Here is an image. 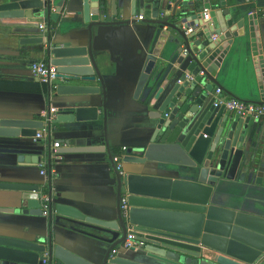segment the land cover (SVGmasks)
Returning a JSON list of instances; mask_svg holds the SVG:
<instances>
[{
	"label": "water",
	"instance_id": "water-1",
	"mask_svg": "<svg viewBox=\"0 0 264 264\" xmlns=\"http://www.w3.org/2000/svg\"><path fill=\"white\" fill-rule=\"evenodd\" d=\"M67 1L0 0V27L36 29L57 22ZM196 2L209 3L204 4L208 9L214 7L211 0ZM109 6L115 16L126 9L132 16L143 15L142 22L150 26L142 35L140 71L133 95L139 101L150 87L145 136L122 155L119 163L114 162L116 154L108 132L109 78L104 74L103 54L95 49L93 39L96 28L133 22L107 21ZM179 6L187 8L178 13ZM218 7L222 16L214 12L216 19L207 21L214 25L188 37L184 29L199 23L193 0H81L78 17L88 31L86 43H60L50 26L45 38L21 40L24 45H45L44 55L57 67L56 81L41 85L49 99L62 98L50 131L65 124L103 122L99 145L72 147L65 141L68 148L57 153H106L115 172L117 203L115 214L109 218L86 215L56 204L50 188V228L56 225L63 233H51L40 242L0 236V264H264V215L237 212L211 202L222 180L231 181L238 170L256 171L261 156V147L248 142L253 118L216 107L215 98L210 97L219 60L232 39L249 35L257 68L264 76V51H258V21H253L256 15L249 16V22L236 20L225 9V0H218ZM196 37L198 40L193 41ZM167 44L178 48L177 64L183 68L160 75L151 83ZM0 79L40 83L35 77ZM100 94V105H93L90 99H74ZM254 103L264 104V98ZM43 127L41 119L0 118V138H35ZM259 172L260 178L264 177V168ZM0 191L18 194L21 213L43 215L39 185L0 182ZM123 199L126 213L121 209ZM131 229L142 236L146 246L114 254ZM75 235L108 247L81 255Z\"/></svg>",
	"mask_w": 264,
	"mask_h": 264
},
{
	"label": "crops",
	"instance_id": "crops-1",
	"mask_svg": "<svg viewBox=\"0 0 264 264\" xmlns=\"http://www.w3.org/2000/svg\"><path fill=\"white\" fill-rule=\"evenodd\" d=\"M225 2V9L229 10L236 20L245 19L249 22V16L256 15L253 21H258V51L263 54L264 0H225ZM193 3L198 8L196 14L199 17L200 27L197 31L209 30L214 24L211 26L204 21L203 13L207 10L210 12V20L216 19L215 13L221 12L218 0H211V4L214 5L211 9L204 7V4L209 3L196 2V0H193ZM183 8L179 6L177 12H181ZM80 9L81 0H68L57 22L44 23L47 28L50 26L52 35L54 34L58 42H72L74 45L86 43L88 31L79 21ZM52 11H55L54 8ZM106 15L109 16L107 20L109 22L115 19L133 22L129 25L96 28L93 39L95 49L103 54L106 64L104 74L109 78L107 81L109 139L112 148L123 153L124 147L127 151L138 146L145 136V121L148 114L147 94L150 87L145 90L139 101H135L133 95L140 71L142 35L150 26L137 19L142 15L132 16L129 9L120 10L115 16L109 6ZM219 15L222 16L220 13ZM247 32H249L248 26ZM25 37L45 38L47 34L46 30L42 31L40 28L0 27V77H33L30 65L35 61L47 59L44 55L45 45L21 44V40ZM195 40L198 38L193 39ZM224 43L227 41L221 42L220 46ZM179 57L178 48L167 44L160 54V63L155 68L151 83L158 76H166L175 68L182 69L183 65L177 64ZM188 78H192L190 73ZM214 79L216 83H213L211 98L216 99L215 92L219 86L225 94L243 101L263 100L264 76L262 70L257 68L248 34L245 38H235L232 39V43L229 42L225 54L219 60ZM41 85L43 84L32 81L0 79V118L38 120L41 113L48 111L50 107L60 109L62 98L49 99L42 90H37V87L42 88ZM74 99H90L93 105L102 104L101 94ZM103 126L102 121L65 124L59 129L53 128L46 141L38 142L30 137L0 138V182L39 185L40 190L48 194L51 188L56 204H63L86 215L111 217L116 211L117 186L115 172L112 170L108 155L106 153L54 154L52 148L56 141L61 143V148L57 150L61 152L68 148L65 141H69L72 147L97 146L99 145L97 138L104 135ZM252 141L261 147L258 169L246 173L238 170L231 181L222 180L215 187L211 202L237 212L263 216L264 177L260 178L259 169L264 168L262 161L264 118L253 119L248 138L249 143ZM41 162H46L47 180L41 175ZM259 180L262 184H258ZM19 199L18 194L14 192L0 191V236L40 242L51 233L53 236L63 233V230L56 225L50 228L48 217L21 213L17 206ZM26 207L27 204L24 205V208ZM75 238L80 244L78 253L84 256L93 249L105 250L108 247L81 236L75 235Z\"/></svg>",
	"mask_w": 264,
	"mask_h": 264
},
{
	"label": "built area",
	"instance_id": "built-area-1",
	"mask_svg": "<svg viewBox=\"0 0 264 264\" xmlns=\"http://www.w3.org/2000/svg\"><path fill=\"white\" fill-rule=\"evenodd\" d=\"M44 1V0H43ZM55 10V9H54ZM204 21H209L211 16L209 11H204L203 13ZM139 21L144 20V16H139L137 18ZM200 27L199 23H195L194 25L184 29L186 36H191L195 33V31ZM42 31L47 30V26L40 25L39 27ZM213 40L217 39V36L212 37ZM185 53L187 51L185 50ZM30 71L33 77L38 78L40 80V83L43 85H51L56 81L57 77V67L51 64V62L48 59H41L38 61L33 62L30 65ZM216 99L214 105L216 107H225V109L239 114L240 116L246 118V117H252L253 119L260 120L264 118V104H258L254 102H247L243 101L234 97H231L224 93L223 89L221 87H218L216 92ZM57 108L50 107L48 111H43L41 113L40 119L44 123L43 129L39 130L34 138L35 142L38 141H46L48 138L49 133H51L49 129V124L53 121L56 113ZM54 154H58L57 150L61 148V143L56 141L52 145ZM123 153L126 152V148H123ZM123 153L116 154L114 156V162L119 163L121 160V157ZM41 168V175L48 179V174L46 170V162H41L40 164ZM118 170H121L120 167H118ZM40 196L39 200L41 203V209L43 211V216L48 217L49 216V209H50V203H51V196L48 193L42 192L40 190ZM121 209L124 213L127 211V202L126 199L122 200ZM146 246V242L142 239V236L139 235L136 231L131 229L128 232L126 241L122 244V246L116 250L113 251L114 254H116L120 250H132V249H141ZM46 263V261H44Z\"/></svg>",
	"mask_w": 264,
	"mask_h": 264
},
{
	"label": "trees",
	"instance_id": "trees-1",
	"mask_svg": "<svg viewBox=\"0 0 264 264\" xmlns=\"http://www.w3.org/2000/svg\"><path fill=\"white\" fill-rule=\"evenodd\" d=\"M37 86L39 87V85H37ZM38 87H37V90L41 91V89H38ZM0 88H1V86H0ZM115 154H119V152L117 150H115Z\"/></svg>",
	"mask_w": 264,
	"mask_h": 264
}]
</instances>
